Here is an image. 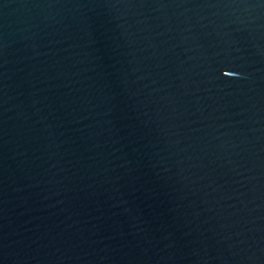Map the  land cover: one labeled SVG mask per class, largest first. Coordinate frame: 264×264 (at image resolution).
<instances>
[{
	"label": "water",
	"instance_id": "95a60500",
	"mask_svg": "<svg viewBox=\"0 0 264 264\" xmlns=\"http://www.w3.org/2000/svg\"><path fill=\"white\" fill-rule=\"evenodd\" d=\"M0 264H264V0H0Z\"/></svg>",
	"mask_w": 264,
	"mask_h": 264
}]
</instances>
